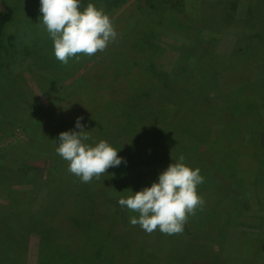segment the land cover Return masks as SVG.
<instances>
[{
    "label": "rangeland",
    "instance_id": "rangeland-1",
    "mask_svg": "<svg viewBox=\"0 0 264 264\" xmlns=\"http://www.w3.org/2000/svg\"><path fill=\"white\" fill-rule=\"evenodd\" d=\"M7 3L14 13L3 30L0 47V176L10 171L34 174L28 183L13 178L19 191L32 188L39 177L46 178L50 161L57 156L37 138L46 136L49 140L65 131L58 123L46 120L49 109L66 102L63 106L68 110L65 104H70L75 95L90 107L103 108L111 76H115L127 81V100L117 106L110 102L108 116L113 124L109 129L115 132L120 128L122 135L128 133L129 140L137 138L136 150H142L143 158L153 151L162 156L155 159L151 155L149 163L143 160L148 165L135 168L122 157L125 163L113 168L114 173L119 172V176H111L115 184L107 183L111 177L101 175L100 184L106 182L99 192L93 191L88 208L115 211L119 229L125 231L128 209L122 208L118 199L126 198L130 194L127 190L150 186L161 169L168 167L164 165L178 160L179 154L172 158L170 148H164L162 141L181 138L183 124L200 128L195 120L201 108V117L209 115L205 124L213 125L210 150L216 153L210 157L216 160L203 173L204 180L219 184L220 189L207 193L197 186L204 203L191 219L199 232L214 222L224 224L223 231L213 237L216 250L197 251V256L212 259L191 258L189 264H264V0H83L81 10L88 3L102 9L118 35L104 51L93 56L78 54L67 64L52 54V42L39 22V0ZM91 70L97 87L87 78ZM118 83L114 86L121 91L123 82ZM107 100L117 104L114 99ZM189 105L190 110L186 108ZM178 109H184V113L176 119ZM52 114L57 115L56 111ZM167 122L172 128L166 127ZM223 130L222 138L227 139L224 144L216 142V132ZM111 138L99 137L97 141L114 144ZM121 138L119 135L116 140ZM182 142L189 147L193 139L185 136ZM143 171L148 175L142 177ZM52 173L59 176L60 183L65 177L80 181L67 168ZM49 181L45 192L57 189ZM88 184L76 186L82 195ZM6 192L0 185V203L6 201ZM42 198L38 195L25 201L29 212H40L45 204ZM26 211L17 214L19 219L15 214L7 215L0 223V264H102L103 260L114 259V249L107 250V243L101 248L71 246L67 255L49 250L41 237L42 225L38 223L40 230L33 231L31 223L32 231L21 230L30 221ZM3 212L0 210V215H5ZM21 220L24 224H19ZM8 221L14 228L12 236L6 234ZM182 233L193 234L187 221ZM170 238L158 229L145 233L144 252L139 256L149 255L148 264H183L166 254ZM19 241L22 248H17ZM58 242L71 243L68 238Z\"/></svg>",
    "mask_w": 264,
    "mask_h": 264
},
{
    "label": "trees",
    "instance_id": "trees-1",
    "mask_svg": "<svg viewBox=\"0 0 264 264\" xmlns=\"http://www.w3.org/2000/svg\"><path fill=\"white\" fill-rule=\"evenodd\" d=\"M8 0H0V47H1V40H2V35H3V30L5 26L12 20L13 18V8L7 3ZM89 72V71H88ZM93 70L90 71V75L88 73L87 78L91 79L93 81L92 85L97 87L95 85L94 81L96 78L94 77V73H92ZM101 76V75H100ZM103 77V76H101ZM112 78V85L111 87H107L106 92L109 94L107 99H114V101L117 103L116 105L114 104L113 101H106L104 102L103 108L100 107L99 105L97 107H90L88 106L85 102H83L79 97L76 95L74 96V99L70 104H65V108L69 107L68 110H64V104L66 102H63L62 104L59 103L58 105H53L49 109V114H47V119L48 121H54L55 124H59L62 126V129L65 131L69 130H75L79 131L78 129L74 128V123L77 119V117L82 118V123L85 125L84 130L88 131L87 135L89 137L87 143L91 144L92 142H97L99 137H109L113 138L114 144L113 143H108L118 151V156L124 157L126 160H130L132 163H129L132 167L135 168L136 165L142 164L144 166L148 165L150 161H148L149 156H156V157H161L154 152L150 153L148 157L143 158L142 150L137 149L135 146V142L138 141L136 138L133 141L132 139H128V133L127 135L120 133L121 131L119 130L120 128H116L117 131L113 132V129L109 127H112L110 123L111 119L108 115L109 113V108H111V104L113 106H117L118 102L123 103L125 102L126 99V84L127 81H121L120 78H115V76H111ZM95 79V80H94ZM119 82V83H118ZM123 82L124 87L122 90H118L114 85L117 83L121 85ZM114 83V84H113ZM97 84V83H96ZM119 86V85H117ZM101 89V86H98ZM169 87V86H168ZM165 88L166 91L169 93V89ZM128 89V88H127ZM117 92V93H116ZM119 93V94H118ZM174 98L176 100L177 97ZM116 99V100H115ZM187 99V98H186ZM111 102V104H110ZM109 106H107L108 104ZM107 104V105H106ZM167 105V104H166ZM183 106L184 103H182ZM188 110L191 108V105L186 107ZM178 109V114L174 118H180L182 113H184V109ZM200 113L199 118H196V122H198L200 128L193 127L192 125H185L183 124L182 127V132L184 135L175 138H165L164 141H162V146L164 148H170L168 151V154L172 156V158L177 156L179 154L180 156L184 157V163L192 168L200 169V175L204 177L203 173H206V169H209L212 164H214L216 159H211L210 157L216 153H213L210 150V145L213 144L212 141V133H213V125L210 124H205V122L208 120L207 116L205 115L204 119L201 117L203 114V109L199 108ZM56 111L57 115H53L52 113ZM52 115V116H51ZM191 116V111L187 115L189 117ZM186 116V117H187ZM203 118V119H202ZM71 119V121H70ZM198 119V120H197ZM75 120V121H74ZM113 124V123H112ZM182 124V123H181ZM205 124V125H204ZM145 125V124H144ZM217 125V124H216ZM168 128L170 127V124L167 122ZM252 129V128H251ZM144 130V129H143ZM172 131L173 129H168ZM63 131V132H65ZM147 131V129H146ZM225 130L222 132H216L217 134V141H220L221 143H225L227 139H223L222 135L225 136ZM143 132V131H142ZM174 132V131H172ZM60 133V132H59ZM58 133V134H59ZM130 133V132H129ZM147 133V132H146ZM146 133L144 134L146 136ZM192 133V135H190ZM218 133H222L219 135ZM228 133V132H227ZM135 134V133H134ZM122 137L120 141H117L116 138L117 136ZM135 137H138V134H135ZM144 136V137H145ZM192 137L193 143L189 146L186 147L184 142H182V139L184 137ZM134 137V138H135ZM57 138L55 137L53 139L48 140L46 136H40L38 137V142H42L45 145H49L50 148L54 149V155L57 156V159H52L49 165V172L48 176L44 179L42 178H37L38 183L27 190H17L16 186L13 185V178L17 177V179H22L23 182H31V176L27 172H11L9 173H4L1 175V181L0 185L3 186L5 192V199L6 201L3 203H0V210H3L5 215L1 214L0 215V223L4 221L5 218H7V215H19L21 211H26L28 213V218L31 221L25 222L26 228L21 229L23 231H35V230H40V225H42V233L41 237H44V241H46V247L49 250H57L63 252L64 254H68V250L70 248L76 247L78 248L81 245H84L86 248H101V244L107 243L108 246L106 248H109L107 250H110L111 248L114 249V259H106L103 260L102 264H133L135 261V264L139 261L140 264H148L150 262L149 255L145 254L143 256H139L144 252V249L142 248V243L145 239V232L140 228L139 225L137 226H132L130 223H128V228H126L125 231H122L119 229L118 225V220L116 214H114L113 211L112 213L107 209L98 210L95 211L96 209L94 208L95 206L91 207L87 206L88 202H91V197L93 196V191L96 190L99 192L101 188L103 189V185L106 182L98 180L99 178H94L92 181L88 182V185H84V194L82 195V192H80V188L76 187L79 183H81L78 180L71 179L69 177H65L64 179V184L60 183L59 181V176L56 175L55 173L53 174L52 171H59L60 169H66L68 168V162L61 161V157L56 154L55 151V142H57ZM111 138V139H112ZM103 140V139H102ZM215 142V143H216ZM41 145V144H40ZM228 145V144H227ZM232 145V144H231ZM230 146V145H228ZM43 148V146H40ZM235 146H233L234 148ZM162 148V149H164ZM44 149V148H43ZM45 151L51 152L49 149H44ZM177 150V151H175ZM175 152H177L175 154ZM218 154V153H217ZM145 156V155H144ZM178 157V156H177ZM155 158V157H154ZM172 158L170 160H172ZM217 158V156H216ZM146 160L147 162H144L143 160ZM156 159V158H155ZM217 163V162H216ZM165 164H168L166 162ZM169 165V164H168ZM164 165V166H168ZM56 168V169H55ZM122 169V168H121ZM127 169V168H126ZM126 169L123 168V170ZM162 171L165 169H161ZM161 171V172H162ZM119 173V172H118ZM118 173H114L113 168H108L105 173L102 175V177H111L118 175ZM148 175V172L143 171L142 177H145ZM36 176V175H35ZM119 176V175H118ZM38 177V175L36 176ZM34 178L33 180H35ZM51 180L54 184V186L57 188L56 190L52 192H45L44 188L48 185V181ZM115 180V177H111L108 181L112 184H115L113 181ZM50 182V181H49ZM103 182V184H102ZM15 184V183H14ZM216 185H218L217 188ZM214 185L213 183H210L209 181H205L198 185V188L201 189L204 192L209 193L211 189L214 190H219V184ZM89 191V192H88ZM137 191H134L135 193ZM38 195L44 197L42 198V201L45 202L40 208V212L36 213L34 211L28 210L26 207V200H34L38 197ZM130 195V194H129ZM91 196V197H90ZM90 197V199H89ZM90 200V201H89ZM6 209V211L4 210ZM8 211V212H7ZM128 212V217L135 215V213ZM17 215V218L19 219V216ZM192 215L187 216V223L192 229L193 234L192 235H184V233H179V234H173L171 235L170 238V247L167 251V255L171 256L173 260H175L177 263H183V264H189L191 258H201V259H212L211 257H201L197 256V251L198 249H206V250H216L214 248L213 244V237L216 235L217 232H222L223 231V224L218 222H214L213 224L211 223L210 227L202 230L199 232V229L197 226L193 223V219H191ZM218 216H220L218 214ZM218 219H220L218 217ZM217 219V220H218ZM219 221V220H218ZM31 223L33 224L31 226ZM34 223H37L35 225ZM0 224V225H1ZM19 224H24V222L21 220ZM6 231H7V236H12L10 234L13 232L14 228L10 226V222L8 221L6 223ZM23 226V225H22ZM98 226V227H97ZM220 226V228H219ZM21 228V227H20ZM85 229V230H84ZM3 230V227H0V232ZM118 230V231H116ZM63 238H68L69 242L67 245H64L63 242H58L60 239ZM11 240V239H10ZM14 240V239H13ZM21 244L23 245V242L19 241L17 244V248H22ZM70 244V245H69ZM98 244V245H97ZM9 245H12L11 243ZM218 248V247H217ZM11 249V246L9 248H6L5 253H8L9 250ZM216 252V251H215ZM84 254H88L84 251ZM93 254V253H92ZM116 258V259H115Z\"/></svg>",
    "mask_w": 264,
    "mask_h": 264
},
{
    "label": "clouds",
    "instance_id": "clouds-1",
    "mask_svg": "<svg viewBox=\"0 0 264 264\" xmlns=\"http://www.w3.org/2000/svg\"><path fill=\"white\" fill-rule=\"evenodd\" d=\"M83 0H39V22L52 42V54L67 64L78 54L93 56L104 51L117 39V32L108 14L88 3L81 10ZM77 117L74 128L61 132L55 142V151L68 162L67 171L79 177L81 183L99 178L108 168L125 163L118 151L107 141L94 145L87 143L88 131ZM204 182L200 169H192L184 163V157L158 174L150 186L130 195L120 197L118 204L135 215L130 216L132 226L139 225L147 234L155 230L173 235L183 232L188 215L203 205L197 194V186Z\"/></svg>",
    "mask_w": 264,
    "mask_h": 264
}]
</instances>
